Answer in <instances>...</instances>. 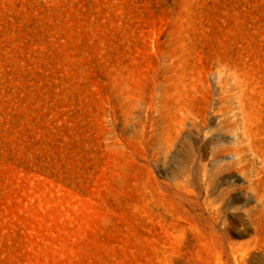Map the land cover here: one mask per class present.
<instances>
[{"label": "rangeland", "instance_id": "1", "mask_svg": "<svg viewBox=\"0 0 264 264\" xmlns=\"http://www.w3.org/2000/svg\"><path fill=\"white\" fill-rule=\"evenodd\" d=\"M0 264H264V0H0Z\"/></svg>", "mask_w": 264, "mask_h": 264}]
</instances>
